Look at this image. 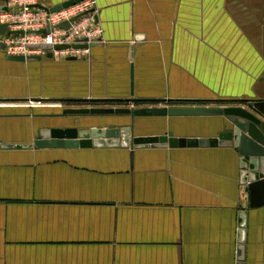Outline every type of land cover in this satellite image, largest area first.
Masks as SVG:
<instances>
[{
    "label": "crops",
    "instance_id": "0c3cea01",
    "mask_svg": "<svg viewBox=\"0 0 264 264\" xmlns=\"http://www.w3.org/2000/svg\"><path fill=\"white\" fill-rule=\"evenodd\" d=\"M94 2L102 41L81 57L14 61L0 46V143L56 125L208 138L221 116L33 114L245 107L264 93V0ZM238 178L226 146L0 148V264H236ZM245 223L243 263L264 264L262 210Z\"/></svg>",
    "mask_w": 264,
    "mask_h": 264
},
{
    "label": "water",
    "instance_id": "95a60500",
    "mask_svg": "<svg viewBox=\"0 0 264 264\" xmlns=\"http://www.w3.org/2000/svg\"><path fill=\"white\" fill-rule=\"evenodd\" d=\"M81 0H67L53 6L39 5L50 12L68 7ZM7 7L0 5V12ZM68 22H62L59 27L67 28ZM15 31L8 30L5 23H0V36ZM22 33L21 30L17 31ZM97 43H91L93 46ZM0 46L3 43L0 42ZM85 47V44L76 45ZM51 45H39V48L49 50ZM54 49H62L66 45H54ZM4 52V51H3ZM5 54V52H4ZM6 58L14 61L39 60L42 55H8ZM46 57H53L51 51ZM67 59H75L68 56ZM33 101V100H32ZM133 103V100H131ZM242 106H194V107H63L57 113H37L35 117H87V116H121L135 117H175V116H221L219 129L213 137H176L172 132L161 135H133L131 125H109L107 127H90L78 129V126H46L36 130L31 143H0L4 149L25 148H89L95 146H110L121 144L135 147H207L226 146L232 148L238 157L239 184L244 195L241 210L237 218L236 264H244V239L246 217L249 210L261 209L264 215V93L255 98H244L236 101ZM32 105L31 109H35ZM250 110H253L255 115ZM262 117V118H261ZM132 124V123H131ZM264 240V234H263Z\"/></svg>",
    "mask_w": 264,
    "mask_h": 264
},
{
    "label": "built area",
    "instance_id": "2783aa9c",
    "mask_svg": "<svg viewBox=\"0 0 264 264\" xmlns=\"http://www.w3.org/2000/svg\"><path fill=\"white\" fill-rule=\"evenodd\" d=\"M6 11L0 12V23L15 32L0 36L2 50L8 55H41L51 51L53 56L81 57L88 53L91 43L102 41L100 28L94 24V0H81L68 7L50 12L38 0H2ZM68 22L67 28L59 27ZM21 30L22 33L17 31ZM66 45L54 49V45ZM85 44V47L76 45ZM39 45H51L49 50Z\"/></svg>",
    "mask_w": 264,
    "mask_h": 264
},
{
    "label": "rangeland",
    "instance_id": "374dc122",
    "mask_svg": "<svg viewBox=\"0 0 264 264\" xmlns=\"http://www.w3.org/2000/svg\"><path fill=\"white\" fill-rule=\"evenodd\" d=\"M41 55H43V54H41ZM32 102V101H31ZM29 104H30V102H29ZM32 104V103H31ZM27 105V104H26Z\"/></svg>",
    "mask_w": 264,
    "mask_h": 264
}]
</instances>
